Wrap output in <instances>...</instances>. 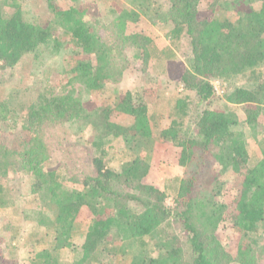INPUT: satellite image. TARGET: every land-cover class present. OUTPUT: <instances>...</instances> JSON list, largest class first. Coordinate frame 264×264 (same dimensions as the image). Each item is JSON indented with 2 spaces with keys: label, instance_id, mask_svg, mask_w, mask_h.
<instances>
[{
  "label": "trees",
  "instance_id": "1",
  "mask_svg": "<svg viewBox=\"0 0 264 264\" xmlns=\"http://www.w3.org/2000/svg\"><path fill=\"white\" fill-rule=\"evenodd\" d=\"M25 1L0 0V60L4 67H14L26 55L38 57L44 46L53 54L61 52L64 42L54 34L55 29L71 38L79 54L90 58L75 63L70 69L69 85L60 91L40 81L36 86L17 87L6 101L7 115L1 120L17 119L20 112L32 140L21 150L0 144V197H7L9 174L25 172L33 180V193L40 194L54 208L59 226L50 248L23 264H52V253L62 249L75 252V262L104 264L96 261L101 251L117 253L116 248L125 237L145 246L131 256L130 264H186L179 245L154 252L146 240L159 235L160 227L172 218L181 220L189 236L195 255L193 264H259L264 250L259 255L256 240L241 244L231 253L216 232L222 223L229 222L250 236L259 231L264 217V78L256 72L264 63V0H165L168 11H155L164 22L170 18L174 21L169 34L172 41L187 38V67L173 76L181 77L185 89L195 91L194 98L186 94L177 99V116L159 129L163 140L179 148V164L187 171L179 186L176 208L166 205L165 191L145 181L156 141L154 126L157 127L148 106L128 91L113 104L90 110L75 88L79 84V92L93 93L118 81L127 66V45L143 50L145 62L151 59L154 48L149 43L153 42L126 28L138 22L141 15L154 18L152 6L162 0H133L140 11L131 3L116 10L119 13L112 26L117 29L118 42L114 44L105 41L96 25L87 19L85 8L55 9L52 4L54 18L42 26L26 15ZM201 1L213 2L228 11L242 7L246 11H237L236 16L223 20L211 19L201 15ZM5 5L14 12L6 13ZM118 56L126 59L123 67L116 66ZM170 66L173 64L167 63V69ZM237 76L253 83L228 87L225 98L230 105H247L246 117L240 119L232 110L204 108L196 112L197 133L191 135L185 128L191 105L200 107L213 96L216 79H225L232 85L231 80ZM126 115L133 118L131 125L119 121ZM55 124H70L79 132L88 126L94 129L87 142L93 152L94 172L83 180L70 173L67 179L81 187L65 184L64 175L44 168L50 156L44 135ZM245 125L251 130V140ZM112 138L121 139L133 154L119 169L107 167L104 161ZM255 147L261 150V156H254ZM212 165L216 173L212 180H219L226 172L234 174L235 192L229 203L210 200L198 189L200 174ZM84 205L103 208L104 212L93 220L82 244L75 245L76 218Z\"/></svg>",
  "mask_w": 264,
  "mask_h": 264
},
{
  "label": "rangeland",
  "instance_id": "2",
  "mask_svg": "<svg viewBox=\"0 0 264 264\" xmlns=\"http://www.w3.org/2000/svg\"><path fill=\"white\" fill-rule=\"evenodd\" d=\"M132 1L26 0L23 3V10L38 24L47 26L54 18L55 9L85 8L87 19L96 25L105 41L114 44L118 42L117 29L112 26V21L119 13L116 10L121 11L122 7L130 3L133 8L136 7ZM52 4L55 5V9L52 8ZM136 8L137 11H140L139 7ZM168 8L169 5L165 0L158 1L156 5L152 6L154 18L150 19L145 14L141 15L138 22L130 23L126 28L127 32L141 33L153 42L149 43L154 49H152V57L148 62H145L143 50L134 45H127L124 48L127 66L123 69L122 76L118 81L107 83L102 89L93 93L79 92L81 89L79 84H76L75 88L77 94H82L83 102L90 110L111 105L120 95L128 91L134 94L135 99L141 100L148 106L150 113L156 118L157 127L154 126L156 141L153 153L150 155V171L145 181L165 191L166 205L176 208L179 186L187 171L186 167L179 164V148L171 141L163 140L159 136V129L167 126L177 116L175 109L177 99L186 94H190L194 98L195 91L185 89L181 83V77L173 76L174 74L180 75L182 67H187L189 42L186 37L179 41H172L169 34L175 25L174 21L170 18L168 22H164L161 17L155 15V11L165 12L168 11ZM3 10L6 13L14 12V9L7 5L3 7ZM240 10L246 11L244 7L228 11L220 9L213 2L201 1L200 3L201 15L211 19L223 20L233 17ZM54 34L64 42L63 49L58 54H53L49 47L44 46L41 48V52L37 53L38 57L35 54L26 55L14 67H4L0 60V107L2 108L0 110V144L7 149L21 150L27 142L32 140L31 135L26 131L20 112L16 114L18 115L17 119L1 120L4 115H7L9 106L6 101L9 102L8 97L16 92L17 87H32L43 81L45 85H52L57 88V91H60L64 86L69 85L70 69L75 63L79 59L90 58V56L79 54L73 47L71 38L64 36L61 29H55ZM126 59L118 56L116 66L123 67ZM167 63L168 66L169 63L173 66L167 69ZM256 72L257 75L261 74V78H264V63L257 67ZM231 81L232 85L225 79H216L213 83L215 89L213 96L200 107L191 105V115L185 123V128L190 130L191 135L197 133L196 112H200L204 108L232 110L240 119L246 117L247 105H230L226 101L225 92L228 87L250 85L253 81L251 82L250 79L246 81L242 76H237ZM67 88L69 89L70 86ZM16 110L22 111L20 107H17ZM262 119L264 121V116ZM119 121L125 125H131L133 118L126 115ZM244 129L249 135V139L253 138L247 125L244 126ZM93 134L94 129L91 126L80 132L77 127L70 124H55L49 127L44 135V141L48 145L50 153L49 158L44 162L45 170H56L64 175L65 184L71 182L67 180L70 173L80 180H83L86 175H92L94 172L93 152L87 146V142ZM260 151L255 147L254 156H261ZM132 158L133 154L121 139L112 138L110 140L108 153L104 157L107 167L119 169L121 165ZM210 167L212 168L207 167L200 174L198 189L210 200L229 203L235 192L234 174L226 172L219 180H212L216 173L213 170L214 166ZM9 175L8 186H6L7 197H0V264H23L31 260L38 252L50 248L59 226L55 221V210L49 205V201L43 197L40 198V194L33 193L31 176L25 172H11ZM69 186L81 187L79 183L72 182ZM95 207L94 205H84L77 215L76 228L73 233L75 245L82 244L93 220L98 213L104 212L103 208ZM47 224H50V227ZM259 228L257 233L249 236L240 226L224 222L216 233L231 253H235L241 244L250 243L253 240H256L260 247L257 249L259 253L264 250V217ZM146 240L149 242V246L152 244L154 252H161L165 248L179 245L183 250L186 264H193L195 261L189 236L178 218L170 219L160 227L159 235L151 237V240L150 238ZM143 247L138 241L125 237L118 244L117 253L109 254L101 251L96 261H101L100 263L104 264H130L131 256ZM52 254V264H86L85 262H75V252L71 249H62ZM261 257L259 264H264V255L262 254Z\"/></svg>",
  "mask_w": 264,
  "mask_h": 264
},
{
  "label": "built area",
  "instance_id": "3",
  "mask_svg": "<svg viewBox=\"0 0 264 264\" xmlns=\"http://www.w3.org/2000/svg\"><path fill=\"white\" fill-rule=\"evenodd\" d=\"M213 83H215V81Z\"/></svg>",
  "mask_w": 264,
  "mask_h": 264
}]
</instances>
